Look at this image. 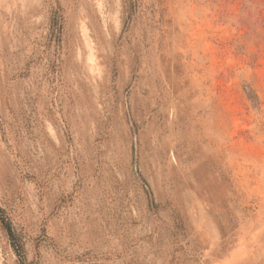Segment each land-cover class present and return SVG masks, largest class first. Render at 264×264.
I'll use <instances>...</instances> for the list:
<instances>
[{
  "label": "rangeland",
  "instance_id": "374dc122",
  "mask_svg": "<svg viewBox=\"0 0 264 264\" xmlns=\"http://www.w3.org/2000/svg\"><path fill=\"white\" fill-rule=\"evenodd\" d=\"M2 213L0 264H264V0H0Z\"/></svg>",
  "mask_w": 264,
  "mask_h": 264
},
{
  "label": "trees",
  "instance_id": "16d2710c",
  "mask_svg": "<svg viewBox=\"0 0 264 264\" xmlns=\"http://www.w3.org/2000/svg\"><path fill=\"white\" fill-rule=\"evenodd\" d=\"M248 97H249V99L251 98L252 99V97L250 96V94H248ZM0 221H1V225H2V227L4 228V229H6L9 233H10V235L12 236V231H11V228H10V226H9V224H8V222H7V220H6V218L4 217V215H3V213H2V215H0ZM12 248H13V250L15 251V253H17L18 254V251L21 249V246L17 243H14L13 245H12Z\"/></svg>",
  "mask_w": 264,
  "mask_h": 264
}]
</instances>
